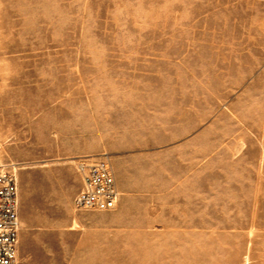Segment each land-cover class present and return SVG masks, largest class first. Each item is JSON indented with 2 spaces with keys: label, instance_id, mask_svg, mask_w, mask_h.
<instances>
[{
  "label": "rangeland",
  "instance_id": "374dc122",
  "mask_svg": "<svg viewBox=\"0 0 264 264\" xmlns=\"http://www.w3.org/2000/svg\"><path fill=\"white\" fill-rule=\"evenodd\" d=\"M0 167L20 264H264V0H0Z\"/></svg>",
  "mask_w": 264,
  "mask_h": 264
},
{
  "label": "built area",
  "instance_id": "2783aa9c",
  "mask_svg": "<svg viewBox=\"0 0 264 264\" xmlns=\"http://www.w3.org/2000/svg\"><path fill=\"white\" fill-rule=\"evenodd\" d=\"M77 170L82 187L74 198L77 209L109 211L117 207L121 193L110 162L83 158ZM20 192L16 173L0 167V264H20Z\"/></svg>",
  "mask_w": 264,
  "mask_h": 264
},
{
  "label": "crops",
  "instance_id": "0c3cea01",
  "mask_svg": "<svg viewBox=\"0 0 264 264\" xmlns=\"http://www.w3.org/2000/svg\"><path fill=\"white\" fill-rule=\"evenodd\" d=\"M115 177H116V182H117L118 189H119L120 193H122L121 190L123 188L122 187L123 185L120 183L119 178H118V175L117 176L115 175Z\"/></svg>",
  "mask_w": 264,
  "mask_h": 264
}]
</instances>
